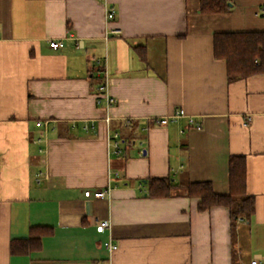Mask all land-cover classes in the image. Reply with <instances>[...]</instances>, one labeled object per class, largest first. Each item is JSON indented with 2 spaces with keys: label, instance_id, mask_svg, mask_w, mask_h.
Masks as SVG:
<instances>
[{
  "label": "crops",
  "instance_id": "crops-1",
  "mask_svg": "<svg viewBox=\"0 0 264 264\" xmlns=\"http://www.w3.org/2000/svg\"><path fill=\"white\" fill-rule=\"evenodd\" d=\"M256 31L264 0H231L214 15L200 0H0V264L264 262V73L229 83L213 55L215 33ZM177 109L186 116L156 123ZM233 155L247 157L256 199L234 233L225 207L147 194L146 179L171 178L226 195ZM107 187L104 199L84 196ZM100 221L110 228L99 232ZM36 226L53 233L12 254Z\"/></svg>",
  "mask_w": 264,
  "mask_h": 264
},
{
  "label": "trees",
  "instance_id": "trees-1",
  "mask_svg": "<svg viewBox=\"0 0 264 264\" xmlns=\"http://www.w3.org/2000/svg\"><path fill=\"white\" fill-rule=\"evenodd\" d=\"M231 0H200L202 14H223L231 10ZM213 55L225 61L229 83L264 73V32H221L213 38ZM258 61V63H257ZM229 193L217 194L211 182L175 185L171 178L145 180L150 198L165 199L174 194L199 200L198 210L225 207L230 212L232 233L238 222H250L256 213V199L247 190V157L233 155L229 159ZM53 233L49 227H32L29 237L13 240L10 245L14 255H26L41 248L42 239Z\"/></svg>",
  "mask_w": 264,
  "mask_h": 264
},
{
  "label": "built area",
  "instance_id": "built-area-1",
  "mask_svg": "<svg viewBox=\"0 0 264 264\" xmlns=\"http://www.w3.org/2000/svg\"><path fill=\"white\" fill-rule=\"evenodd\" d=\"M115 15H116V10L114 8H109L107 10V14H106V18L108 19V21H113L115 20ZM113 33L118 34L120 33V31L118 30H114ZM68 38L69 39H74L77 40L75 38V36L72 33L68 34ZM65 43L64 41L60 40H54L50 42V47L53 50H58V49H62L64 48ZM258 63V61H257ZM97 65L101 67L102 62L101 60H97ZM101 73H103L104 75L106 74V70L104 69H100ZM107 80H105L99 87V93L100 95H102L103 99L105 100L106 106L107 107H111L113 106L116 101L114 98H112L109 94H108V89H107ZM186 116V112L183 109H177L174 114L170 117H163V118H156V123L159 125H166L168 124V122H170L171 120H176L178 118L181 117H185ZM107 122H110V119L107 118L106 119ZM189 124L197 129H200L201 126L196 122V120L193 117H189ZM110 139V153H113L115 155H120L123 151L122 148V142L120 140L119 134L118 133H113L109 136ZM110 193V187H107L106 189L103 190H96V191H85L84 192V196L86 198H93V199H104L106 196H108V194ZM107 228H110V222L109 221H100L97 223V229L99 232H104ZM117 247L116 246H112L111 249L115 250ZM249 264H264V262L261 259L258 258H253Z\"/></svg>",
  "mask_w": 264,
  "mask_h": 264
},
{
  "label": "water",
  "instance_id": "water-1",
  "mask_svg": "<svg viewBox=\"0 0 264 264\" xmlns=\"http://www.w3.org/2000/svg\"><path fill=\"white\" fill-rule=\"evenodd\" d=\"M231 5V4H230Z\"/></svg>",
  "mask_w": 264,
  "mask_h": 264
}]
</instances>
